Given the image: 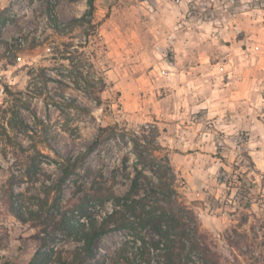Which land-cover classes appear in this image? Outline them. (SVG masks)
I'll list each match as a JSON object with an SVG mask.
<instances>
[{"label": "rangeland", "instance_id": "374dc122", "mask_svg": "<svg viewBox=\"0 0 264 264\" xmlns=\"http://www.w3.org/2000/svg\"><path fill=\"white\" fill-rule=\"evenodd\" d=\"M0 12V264L29 263L52 210L57 222L91 189L127 192L131 146L89 149L115 125L158 131L210 264H264V0H94L91 12L87 0H0ZM52 229L47 264H70L80 243ZM131 242L109 233L82 264H127Z\"/></svg>", "mask_w": 264, "mask_h": 264}, {"label": "trees", "instance_id": "16d2710c", "mask_svg": "<svg viewBox=\"0 0 264 264\" xmlns=\"http://www.w3.org/2000/svg\"><path fill=\"white\" fill-rule=\"evenodd\" d=\"M87 3L91 12L94 0H87ZM4 22L0 12V28ZM158 136V131L149 125L130 130H117V125L101 128L90 150L106 137L131 146L134 160L129 189L123 195H117L110 187L91 189L75 209L63 213L57 222L54 221L56 210L49 212L40 228L43 244L28 264L50 261L54 248L48 252L41 249L51 241L50 232H54V229L48 230L51 223L53 228L64 231L80 243L70 264H82L85 259L93 257L102 237L112 232L128 236L135 246L137 253L132 261L126 258L127 264H194L195 257H199L201 264H210L211 251L206 236L180 191L184 180L175 172L168 155L161 154L164 149ZM129 159L125 156L123 162ZM76 165L77 159H67L60 165L61 184L73 174ZM106 204L111 206L109 210H96ZM9 207L15 218L27 222L20 204L11 200ZM27 214L30 219L37 216L32 211ZM59 264L69 263L59 260Z\"/></svg>", "mask_w": 264, "mask_h": 264}]
</instances>
